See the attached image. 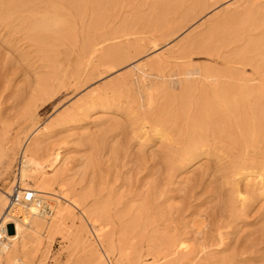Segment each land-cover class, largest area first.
I'll list each match as a JSON object with an SVG mask.
<instances>
[{
  "label": "bare ground",
  "instance_id": "obj_1",
  "mask_svg": "<svg viewBox=\"0 0 264 264\" xmlns=\"http://www.w3.org/2000/svg\"><path fill=\"white\" fill-rule=\"evenodd\" d=\"M219 1L0 0V34L28 40L41 63L28 103L0 125V264H47L60 234L74 264H233L230 255L207 254L208 244L194 242L185 223L174 224L171 205L162 207L164 187L160 200L148 189L142 202H126L93 150L71 169L62 147L49 142L98 107H124L134 138L165 144L169 184L201 153H218L229 158L218 170L230 186L231 215L237 203L264 199V0L227 1L183 38L178 56L119 71L144 53L147 34H176ZM199 54L221 63L197 64ZM246 67L258 75L245 76ZM115 72L121 75L37 128L40 111L68 85ZM29 190L35 198L25 201Z\"/></svg>",
  "mask_w": 264,
  "mask_h": 264
},
{
  "label": "rangeland",
  "instance_id": "obj_2",
  "mask_svg": "<svg viewBox=\"0 0 264 264\" xmlns=\"http://www.w3.org/2000/svg\"><path fill=\"white\" fill-rule=\"evenodd\" d=\"M220 1L215 5L214 11L210 9L206 15L203 14L204 16L185 22L186 27L178 32L179 34L169 31H155L154 34H147L144 53L121 68L119 70L121 74L129 72L138 62L140 65L154 59L166 60L167 57L178 56L183 50V38L190 31L200 28L203 18L205 21L216 11L224 10L228 2L234 0ZM18 38L20 36L16 39ZM8 39L10 38L7 35L0 34V125L3 121L6 124L12 120L15 121V117L28 103L31 84L36 80L35 74L37 76L36 67L41 64L37 59L36 46H31L28 40L17 43V40L9 41ZM193 58L195 63L202 66L221 63L220 60H210L201 54ZM245 70V76L258 75V72L251 67H246ZM120 72L105 75L104 78H88L87 81L81 82V85L74 83L72 87L71 84L68 85L57 95L54 102L40 111L41 117L37 128L43 127L51 119L50 117L72 105L90 89L101 86L107 80L118 76ZM123 108L98 107L80 123L52 133L53 137L49 142L52 141L62 147L66 156L69 157L65 165L70 166L71 169L73 167L77 169L76 167L81 165L79 163H82L81 156L84 152L89 153L93 150L97 160L100 161L103 176L118 192L121 191L126 202L131 200L137 203L142 202L148 189H151L149 194H155L160 200V194H162L160 190L165 188L167 193L161 198L162 207L167 209L171 205V218L173 222H176L174 224L185 223L186 231L190 232L194 242L208 244L210 251L207 254L230 255V258L233 257V264H264V199L259 198L253 206L248 207L237 203L236 213L238 214L231 215L230 186L228 182H225L227 180L224 173L218 170L223 162L225 164L229 162L228 156L217 153L210 157L203 152L176 172L172 183L169 184V174L163 160L165 144L158 137L152 138L147 143H144L139 135L134 138L129 128L130 112ZM86 135L92 136L93 141L84 143L82 137ZM246 181H241V185L244 186ZM160 187L164 188L160 189ZM236 217L240 224L237 228H233L232 221ZM62 236L57 235L58 238L56 237L51 258L47 264H74L68 261L69 249L66 246L69 243ZM117 254L116 252L115 255Z\"/></svg>",
  "mask_w": 264,
  "mask_h": 264
},
{
  "label": "built area",
  "instance_id": "obj_3",
  "mask_svg": "<svg viewBox=\"0 0 264 264\" xmlns=\"http://www.w3.org/2000/svg\"><path fill=\"white\" fill-rule=\"evenodd\" d=\"M35 198V192L33 190H29L25 194V201H32ZM3 239V231L0 229V240Z\"/></svg>",
  "mask_w": 264,
  "mask_h": 264
}]
</instances>
